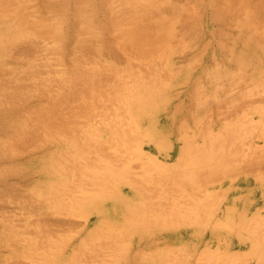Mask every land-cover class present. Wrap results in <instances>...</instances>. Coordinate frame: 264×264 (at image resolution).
<instances>
[{
  "label": "rangeland",
  "instance_id": "obj_1",
  "mask_svg": "<svg viewBox=\"0 0 264 264\" xmlns=\"http://www.w3.org/2000/svg\"><path fill=\"white\" fill-rule=\"evenodd\" d=\"M57 1L60 0H49V3H54L55 5L53 4V7H55L58 4ZM61 1L64 2L65 0ZM76 1L67 0L64 2L65 4L69 2V4L65 5L66 11H68L66 12L64 10L63 14L65 15L66 13L65 17L63 18L64 20H66V22L64 21L62 24L63 27L66 28V37L65 39L63 38L64 41L61 42L63 47L61 46V43L58 42L59 47L61 46V49L59 50V47L56 44L57 42L55 40L54 41L56 43L52 42L54 38H52L49 34V38H44L46 35L37 37V33L33 34V41L34 39H36V43L32 41V38V43H30L28 42L29 40H26L27 38L24 39V37H21V40L18 38L17 41H15V45H17H13L14 48L9 49V47H12V45H7L8 48H6L5 44L7 43H5L6 38L4 37L5 35L11 33V30L9 28H11V25L15 23V20L10 14H7V17H9L8 15H10L11 19L7 18L5 14H0V28H3L4 24L6 26H4L5 29H0L2 30L0 31V40L2 39V36L3 40L5 39L4 42L3 40H1L3 44L0 41V59H2L0 60V66H3V68L0 69V78H8L10 75V79L8 78V81H14L12 83L4 82V86L6 84L8 85L9 83L10 85H8V87L9 89H11V91H9L17 92L21 88L20 86L23 84L20 83V81L26 83L24 85L28 84V86L30 85V87H32L33 85L31 84L33 83L34 85H37L36 87H38V85L41 84L42 81L49 80L47 82V86L48 84L50 85L49 87H46V85L44 84L46 82H44L42 83V86L43 84L45 86H40L38 90L41 88H43V90L44 88H49L51 89L50 93L53 94L54 92L56 94V92L58 93L59 91H62L64 89H62L63 85L65 86L70 82V76L68 83L63 82L65 80L63 76L67 77L68 74L70 75L72 73H75L74 71H71V69L72 67H74L75 63L77 64L78 61L76 62V60H79L77 59V57H79L83 58L79 60H82V62H80L81 64L89 67L91 65L92 69H100L104 65L103 69H101L103 70V74L99 69L97 70L98 73H96L97 71L94 72L97 75L99 74L98 76L93 74L98 82L101 83L98 85L99 88L102 87L103 83H105V86L103 87L106 88L107 91L109 90V92H111V85H114V87H112V90H121V88L123 87L125 90L123 89L120 92L117 91L119 94L115 92L116 96L112 94L113 91L111 92V94L107 92V95H105L104 98H108V101H106L107 99L105 101L103 99L104 104H106L105 106L108 105V103L110 102L109 100H112L108 105L109 107L107 106L106 108L102 104L98 105L99 101H101L99 103H102L103 101L102 99L99 100V97H95L96 95L103 97L104 94H106V90L104 93L103 87L101 88L102 90L95 87V92L93 91L94 93H96L94 94V101L97 100L96 98H98L99 101L97 100V102H95L96 104L94 103L93 105H98L100 107L99 111L97 109L99 107L96 106H87V108H83L84 105L86 106L88 104V101H86L85 98L83 99V106L82 104H78L80 101L79 99H77L78 101L76 100L77 102L75 101V99H70L71 101H73L72 104H78H75L76 106L74 107H77L75 110L79 112L77 116L78 118H76V120L81 121H78V123L77 121L75 122L74 117L73 119L72 117L69 119V108L67 107V105L65 106V108L64 106H62L59 107V109L56 111L50 124L53 123L52 125L54 126V124H59V122H61L65 118V120L67 121H65L66 124L70 121V123L67 124L66 129L72 123V126H69L70 128H68L67 130L61 129V133L56 127H54L53 129L51 128L49 132L45 131L43 127H41L42 129H38L39 127H36V130L35 132H32V135L29 134L24 136L25 134L22 133L24 136L23 138V136L21 137L22 134H20V132V136H18V133H16L18 131H13L12 133L10 131H12L11 129L13 128V126L16 127L17 124L20 126L22 124H25V120L26 122H30L25 118V116H27L28 118L29 113H27V110L29 112V110L33 108L32 104L34 103V100L30 97H28L30 100H27V98L21 100L22 95L20 96V98L17 97L13 99V97H15L13 95L11 96L13 101L16 99V101H18L19 99L21 100L20 104L19 102H17L19 106L16 105V101H11L12 104L15 103V105L13 104L15 107H13L12 104H10L9 100L11 98L7 95V93L10 94V92L7 91V93H4V91L8 87L5 86V89L4 86L1 87L0 91L2 92L3 89V92H0V94H3V96L6 95V98L4 96L3 101L9 98L8 102L12 108L9 106L11 110L5 109L9 108L6 107L9 104L5 105L8 102L4 103L1 99L3 98V96L1 97L0 95L1 103L3 102L2 105L4 104L0 107H3L5 109L4 110L2 108L0 112V114H2L0 115V131L2 130V132H0V141L3 145L7 146V137L9 138V140L10 138H12L11 140H13L14 138L11 145L16 147V151L15 148L13 149V147L8 146V148H6L10 149L8 151L6 149V151L9 153L3 154V152L5 153V150L1 148L4 146L0 143V155L2 154V156H0V264H264V171L261 172V169L264 170V44L260 43V41L262 42L264 38H258L257 36L259 35L255 34V31L247 32V36H240V31L237 30V28L234 27V29L233 27H231L232 25L226 26L222 24V22L224 23V19H222V22L213 19V17L217 14H219L218 16H220L219 19H221V17L225 18V14L223 16V13L221 11H217L218 9L221 10V8H218V5L216 6L217 8L214 7L213 4L215 2H213L211 6L209 0H201L200 3H196L198 0H191L193 1V3L190 1L187 3V6H192V8H190L189 10L191 11V9H194V11H191L188 20L186 19V22H194V26L191 25L194 28L188 26L191 30H186V37L182 41H177V39H174L173 46H170V53L169 51H163V53L162 51H160L157 52V54H162H158L156 56L155 51L154 53H152L153 58L150 55L148 56V54L145 57L142 56V49L140 48V46L139 49L137 47L138 45L134 46H136L135 49H139V53H136L138 52V49L133 50V46L129 47L131 48V51L127 50V53L134 52V54H138V56L142 57V59L139 57L141 61L143 60V58H145V60L141 62L139 59L135 60L138 56H134L133 54V56L130 57V55L125 53V49L121 50L120 47H115L116 44L114 46V42H117V44L119 43L116 40H120L119 37H122V29L124 30L132 20L131 18L133 17L131 14L134 15V13L140 11V5L142 4L141 2L143 0H139L140 2H138V0H132L134 2H137H133V4H130V6L132 5L131 7H134L133 5L135 4L136 5L134 8L129 10L130 12H132L133 10L134 13L132 12L130 14L131 20L128 19L129 22L126 21V23L124 22L125 20H127L125 16L128 14L124 16V13L122 15V17L124 16L123 18L125 20L121 17L120 14L121 11L122 13L126 12L124 11L126 10V8L128 13V8L130 6L128 5L129 7H124L125 4H129L128 1L130 0H127V2L126 0H124L126 2L125 4L122 3L124 7L120 5L122 0H106L109 2V5L112 4L111 7L114 6V10L111 8L112 12L114 11L115 13V10H117L116 13L120 12V16H118V13L117 17L115 14L112 15L114 16L113 19L118 21V27H116L121 30V32H119L121 35L118 33V31L115 30L114 25V27L112 26L113 28L111 26H109L110 28H108V26L104 24L103 21L105 20V9L103 8L102 4H100L99 6L100 1L93 0V3L95 2L96 5L91 3L94 6H92L91 12V15L93 16L90 17H93L92 20L94 23H102V27L104 28H102V31L99 29L98 31L97 27H92L93 24L87 23V25H90V29L83 28L84 30L82 32L84 35L81 34L80 30L79 33L80 37L85 40L88 34L96 33L97 35L100 31L102 33L104 32L102 34L103 37H101L102 39L99 37V40L96 37L101 33L97 36L95 35V39L94 36L91 37V35H89V37H91L92 39H90L92 43L95 42L97 46H101L102 44L104 48L101 46L102 50L99 51L98 49H94L95 47L93 46V49L95 51L93 50V52L91 53L92 50L90 49L92 48L90 47V45H88L90 43L86 41V45L87 47H89V49L84 46L83 49L87 48V51H84L82 49L83 51L80 50V52L79 46L76 45L78 44V42L75 43V41L73 40V42L70 44V41L75 38V36H73L74 29L71 27V24H74V8L79 4H76ZM132 1H130V3ZM232 1L234 2V0ZM237 1L238 0H235V2ZM242 1L247 3L246 7L248 8V11H250L251 13H255L257 16L259 15L258 17L260 19V14L264 11V0H249V3L247 2L248 0ZM14 2L12 7H16V5L18 4L20 6L22 4L21 7L23 8V5H25L24 7L27 8L26 11L29 10V12L24 11L25 9L23 8L22 13H24V15L26 14L27 16H32L33 19L34 17L36 19L41 18V16L39 17V15H42V18L45 15L46 18L51 16L50 14L52 12L48 14L50 10L47 11L49 8L48 6L45 5V9L42 8V6H44V3L48 2V0H45L41 5L40 3L42 2V0H25V3L24 1L21 3V1L18 2V0H16V2L18 3ZM81 3V5H85L84 3L86 2L82 1ZM255 3L256 5L258 4V7L255 5ZM137 4L139 5V8ZM119 5L122 8H120ZM234 5L237 6V4L235 3ZM90 7L91 5L83 6L86 12L88 9H90ZM232 7L234 6L232 5ZM94 8L97 9V11ZM118 8H120L119 11ZM238 9L243 10V14L245 13V8ZM40 11L43 14L40 13ZM45 11L47 12L48 16ZM222 11L225 10L222 9ZM234 11H232V14L236 13L235 9ZM213 13L217 14L213 15ZM238 13L240 14L242 12L239 11ZM263 14L264 12L262 13V15ZM4 15L5 17H3ZM29 16L28 19L30 18ZM5 18H7L8 20ZM261 19L260 24L261 27L264 28V23H261V21L264 22V17H262ZM119 21L121 22V24ZM122 22H124L125 24ZM83 23L84 26L86 22L84 21ZM123 24L126 25L125 28L123 27ZM185 24L188 25L189 23ZM260 24L258 26H260ZM15 25L16 24H14L13 26ZM119 25L120 27H122L120 28ZM64 28L63 30H65ZM91 28L92 32H88V30H91ZM225 28H227L226 31H228L226 32L227 36L225 32L222 31ZM113 30L119 34V37L118 34H116ZM221 31L223 36L221 35ZM111 32L115 33L114 36L118 39L113 37V34ZM85 33H87V35ZM250 34L253 38L249 36ZM104 35L108 38L107 42L105 40L107 38ZM187 35H192L191 38L193 39H190V37H188ZM110 36L112 39L109 41ZM262 36H264V34ZM10 37H14V35ZM113 38L115 39V41H113V43H109L114 40ZM227 38L230 40H227ZM239 38L244 39L240 40ZM94 40H96L97 43ZM25 41L28 43H26ZM171 42H173V40ZM186 43L188 44L187 46H185ZM72 44L74 45V47ZM178 45L180 46L179 48ZM48 46L52 47L54 51L51 52ZM56 46L58 47L56 48L57 51H55L54 49ZM72 48L76 49L75 52H72L74 50ZM176 48L177 51H174V49ZM180 48L183 50H181ZM8 49L10 50L8 56H5V53L2 51L7 52ZM77 50L79 52H77L76 55L75 53ZM96 50H98V54L94 53L96 52ZM124 50L125 52H123ZM88 51H90V54L88 53ZM110 51H112V53ZM164 52L166 53V55L164 54ZM110 53L114 54V56ZM120 53H122L123 55H119ZM125 54L128 59L126 58V56L124 57ZM222 54L224 57L222 56ZM147 56L151 58L148 59ZM146 60H149L151 64H148L147 61L144 67L143 65L145 64ZM155 60L157 62H160L161 60L163 61V63H157V66V64L154 63ZM125 61H127L128 63ZM152 61H154V68L157 66L155 69L158 71H156L154 68L152 69ZM30 62L32 63V65H30ZM110 62H113V65L115 64V67L117 68L119 66V72L117 71V68H113V70L116 71L111 70L110 72L112 73L109 72V70L113 67L112 64L109 65ZM123 62L124 64H127L129 66H124ZM134 62L135 64L136 62H138V64L142 63L138 65L141 68L139 67V69L138 66L134 64ZM129 63H132L131 65L133 67H131ZM33 64H35L34 67L36 66L34 70ZM116 64L118 65L116 66ZM9 65H11V68L9 67ZM26 65L28 67L32 66L30 70H33L34 72L29 71V68ZM92 65L94 66V68ZM106 65L109 66V68ZM6 66L7 68L9 67L10 70H8L7 68L5 69L4 67ZM12 66L17 67L16 69H13ZM123 66L125 67L124 69ZM126 66L129 67V69L126 68ZM148 66L151 67L150 71L152 69L153 71L155 70L154 73H157L154 74L152 73V71V74L144 73L148 76L145 77L143 75V71L148 72ZM26 67L28 68L30 74L28 73V71L24 72V70H27ZM121 67L123 70L120 69ZM133 69H135L134 72ZM9 71H11L12 73H10L14 74V76H17L11 79V76L13 75L8 74ZM104 71L105 73L106 71L110 73L109 75L111 78L108 76V73L105 74ZM3 72L5 73V75L3 74ZM159 72L161 75L159 74ZM17 73H21V76L22 74L23 76H26V73L27 75H29L27 77L24 76V78H22L23 76L21 78L19 77L20 79L18 82L17 77L20 75ZM115 73H117L118 77ZM101 74L103 78H100ZM111 74L113 77L111 76ZM158 74L160 78L157 79ZM6 75H8V77H6ZM106 76H108L107 78H110V80H108ZM119 76L121 77V81L122 79L123 81L125 80L124 82L122 81V83L124 84H121V81H118ZM59 77L63 78L62 82L61 78ZM235 77L237 79H235ZM53 78H57L58 80H60V83L62 84H60L59 87L61 86V88L57 87V85H53L54 81L57 80ZM136 78L138 80H136ZM152 78H154V80ZM4 79L3 81H7V79ZM106 80H108L109 82L111 81L110 83L112 84H108L109 82ZM126 80L128 83L126 82ZM3 81H1L2 84ZM14 84L18 87H16ZM51 85L52 88H50ZM107 86L110 88H108ZM117 86L122 87L118 88ZM35 88L33 86V90ZM49 89L47 90L49 91ZM252 89L255 90L252 91ZM21 90L22 89H20L19 92ZM33 90L31 89V91ZM43 90L41 92H43ZM239 90L242 91L243 95L239 92ZM98 91H101L103 94H101V92L97 94ZM15 92L14 94H16ZM253 92L255 93L254 95ZM62 93H64V91H62ZM117 94L120 96L117 97ZM121 95L123 96L121 97ZM201 95L203 96L201 97ZM244 95L246 98L242 97ZM119 97L121 99L124 98L122 99L123 101L118 100L120 99ZM114 100L120 101L122 105L120 102L115 103ZM237 100L239 101L237 102ZM22 101H24L25 103H23ZM29 103L32 106H30L31 108L27 107ZM112 103L115 104L113 105ZM120 107L121 109H118ZM122 107L123 109L125 107L126 108L123 110ZM109 108L113 111L109 110ZM187 108L188 111H186ZM16 110H22L24 114L26 112V115L23 116V113L21 111L20 112L22 113V116L20 112H17L19 116L14 115L13 112H15ZM62 110H65V112H63ZM177 110L179 111L176 112ZM84 111L91 113H87V115H85L86 112ZM117 111L118 113H116ZM11 113L13 114V116H11ZM80 113L83 114L79 115ZM92 113H94V116L92 115ZM125 113L129 114L131 117L129 116L128 118H126L127 114L124 115ZM89 115L91 117H89ZM20 116L21 118H25V120L23 118L22 120ZM57 117L60 118L58 119ZM134 117H137L136 120L134 119ZM81 118L84 120V122ZM53 120L54 122H52ZM123 120L125 122H123ZM74 122L77 124H82L83 122L82 126H84L82 127L80 125L79 127L78 125L77 127L76 124L75 127L73 126ZM254 122H256L255 124H258L254 125ZM129 123L130 125L132 124V126L134 125L131 131H129L130 129H128ZM10 124L12 128L9 127L10 129H6V126H10ZM18 125V128L14 127L13 129L19 130L20 126ZM130 125L129 127L131 128ZM254 126L258 127L253 128ZM118 128H120V130H122L123 132L124 130H126L127 134L126 132L121 133L120 130L118 131ZM30 129L31 131L33 130L32 128ZM86 129L88 130L85 131ZM69 130L71 131L69 132ZM72 130L74 132H72ZM239 130H241L242 132L240 133V135H245L244 137L239 136ZM65 131H67V134ZM253 131H256L255 134L253 133ZM6 132L10 133L8 134ZM233 132H235V134L237 133L238 135L234 137L235 134ZM40 133H42V135ZM86 133H88L89 136ZM136 133L137 135H142L137 136ZM231 133L233 136L231 135ZM247 133L249 134V136L247 135ZM12 134L14 135V137L12 136ZM56 134L58 135L56 136ZM34 135H36V137ZM44 135L46 136L44 137ZM48 136H50V138ZM250 136H252L253 138ZM5 137L7 140L5 139ZM17 137H19V139ZM37 138V141L41 140L39 142V146L41 145L40 147L38 146V142H35ZM33 139L35 140V144L33 142ZM243 139L244 141H250H248V145L247 143H245L246 141L243 142ZM5 140L7 141V143H5ZM45 140L46 142L44 143L43 141ZM235 141H237V143ZM41 142L43 143V146ZM228 142L229 144L227 146ZM10 143L11 141H9V144ZM255 145L257 147H255ZM122 146H124L123 149H121ZM125 146L128 147L125 148ZM253 148L255 149L254 154ZM55 149L58 150L56 151ZM70 149L72 151H70ZM78 149L80 151H78ZM231 149L233 150L232 152ZM10 150L14 154H12ZM13 151L18 152L15 153ZM69 151L71 152V154L69 153ZM106 152L109 154H107ZM89 154L91 155L90 157L88 156ZM102 155L104 156V159ZM224 155L229 156L228 159ZM121 158H123V160ZM83 159L85 163L81 161ZM117 161H119L120 163ZM255 161L257 162V164ZM254 163L257 165V167H255L256 165H254ZM90 164L91 167H89ZM244 164L246 165V167L244 166ZM93 166L95 167L92 168ZM47 168L50 170H48ZM141 168L143 169L142 171ZM228 168H231L232 170L229 169L228 172ZM248 168H250V170ZM156 170H158L159 174ZM89 171L93 173H89ZM141 173H144V175ZM160 173L164 181L161 178ZM212 174L214 176H212ZM153 176L155 177L154 180ZM136 177L141 183L138 182ZM165 181H168V187ZM135 182H138L136 186L140 184L139 189L137 188L138 186L136 187L132 184H135ZM160 182L162 183V185ZM144 183H146L145 186H143ZM152 183L154 184L151 186ZM95 185L97 186V188ZM54 186H59L61 187V189L59 187H55V189ZM141 186H143L144 188L146 187L148 190L149 188H151V190L148 191L143 187V190H141ZM165 187L167 188V191ZM94 188L95 190H93ZM99 188L101 189V191H99ZM170 190L174 191L171 192ZM142 191H144L145 194H143ZM222 192L224 194H222ZM150 193H152L153 195L155 193V195H150ZM219 193H221L222 195ZM38 194L41 195L39 196ZM163 194H165L166 197L163 196ZM150 196L153 197L150 198ZM22 207L26 209L24 210L22 209ZM210 209H212L213 211ZM22 218H26L27 221L24 219L22 220ZM38 221L43 222L39 223ZM37 222L39 225L37 224ZM46 222L48 224H45ZM21 224L24 227L20 226ZM49 224H53L56 226L58 225V227L51 225V228L53 226V232L50 231L52 234L49 232V230H51V228L49 229L50 226H47ZM107 224H109L110 227L109 225L107 226ZM5 227L8 228L6 229ZM40 228H48V232L46 231L48 234L46 235L45 230H41ZM57 228L59 230H56ZM38 229H40L42 233ZM54 231H56V233H54ZM33 233H35L36 235ZM53 233L55 235H53ZM42 236H44L45 238H43ZM53 236L55 237L53 238ZM40 238L43 241L40 240ZM41 242H45V244ZM39 243L43 244L44 246ZM100 243H102L103 245H101ZM91 246L93 247L91 248L92 250L89 249V247ZM95 246H97V251L95 249ZM100 246L102 248L99 249ZM114 247L116 249H114ZM39 249H42L41 253ZM16 251L21 252L17 254ZM77 252L79 253L76 259L75 255H77ZM27 253L29 254L27 255ZM39 255L42 257H40ZM48 255L51 258L48 257ZM47 258L49 261L47 260Z\"/></svg>",
  "mask_w": 264,
  "mask_h": 264
},
{
  "label": "bare ground",
  "instance_id": "obj_2",
  "mask_svg": "<svg viewBox=\"0 0 264 264\" xmlns=\"http://www.w3.org/2000/svg\"><path fill=\"white\" fill-rule=\"evenodd\" d=\"M16 2V0H0V14H5L6 15V17H7V14H10L13 18H14V20H15V23L14 24H16L15 26H13L14 24H12L11 25V28H9L10 30H11V33L10 34H8V35H5V37L4 38H6V42L5 43H7V44H5L6 45V48H8V46L7 45H12V47L10 46L9 47V49L10 48H14V46H16L15 45V41H17V39L19 38H23L24 37V39H26V40H29L28 42H30V43H32L31 42V38H32V41H33V34H38V35H36L37 37H41L42 35H46L44 38H49L50 36L52 37V38H54L53 40H52V38H51V40H52V42H55L56 44H57V46L59 47V43H61L62 41H64L63 40V38L65 39V37H66V28H64L63 27V22L65 21L66 22V20H64L63 18L65 17V15H66V13H65V15H63L64 14V10L66 11V4H69V2L68 3H64L65 1H67V0H63L64 2H62L61 0L60 1H57L58 2V4L55 6V7H53L54 5L51 3H49V0H48V2H45L44 3V6H42V8L43 9H45L44 7H45V5L46 6H48L49 8H48V10L47 11H49L48 12V14L50 13V12H52L49 16L50 17H48V18H46L44 15V19L42 18V15H39V17L41 16V18H38V19H36L35 17H34V19H33V17L32 16H29L31 19H33V20H31L30 18L28 19V16L26 17L25 15H24V13H22L23 12V8L25 9L24 11H26V9L27 8H25L24 6L25 5H23V8L21 7V5L19 6V4L18 5H16V7H12L13 6V2ZM21 1V3L24 1V3H25V0H20ZM19 0H18V2H20ZM45 1V0H44ZM43 0H42V2L40 3V5L44 2ZM47 1V0H46ZM51 1V0H50ZM72 1H74V0H72ZM76 1V0H75ZM86 2V3H84L85 5H81L82 3L81 2ZM98 1H100L99 2V6H100V4H102L103 5V8L105 9L104 10V17H105V20L103 21L104 22V24L106 25V26H108V28H110L109 26H113L114 28H115V30L116 31H118V33L119 32H121V30H119V28H117L118 26H117V23H118V21H116V20H114L113 19V15L112 14H115L116 15V17H117V13H118V16H120L121 15V17H122V15L124 14V16L126 15V14H128V15H126L125 16V18H127V20H125L123 17V19L125 20L124 22L126 23V21H128V19L129 20H131L130 22H129V27H128V25H127V27L125 28V26L126 25H124L125 23L124 22H122V23H124L123 25V27L125 28L124 30L122 29V32H123V34H122V37L120 36L119 37V34L118 33H116L114 30V32L116 33V34H118V37L120 38V40H116V41H118L119 43V45L117 44V42H114V46H115V44H116V46L115 47H120V49L121 50H123V49H125L126 50V52H125V50L123 51V52H125V53H127V50L128 51H131V48H129V47H131V46H133V50H136V49H138L139 48V46H140V48L142 49V56H146L147 54H148V56L150 55L152 58H153V54L152 53H154L155 51V53H156V56L158 55V54H162L163 53V51H169V53L171 52V47L173 46V43H174V39H177V41H182L186 36V30L187 29H190L188 26H190V27H192L191 25H193V23H190L191 21H189V22H186V19L188 20V17L190 16V13H191V11L193 10L194 11V9H191V11L189 10L190 8H192V6H187V3L188 2H190L191 0H143L141 3V5H140V11H137L136 13H134L133 12V10H132V12L134 13V15L133 14H131L132 12H130L129 10L130 9H132V8H134L135 7V5H133L134 7H131L130 6V4H133V2L134 1H132V0H130V1H132L131 3H130V1H128L129 2V4H125L126 2H127V0H126V2L124 1V0H122L121 1V4L120 5H122V7H124V5L122 4V3H124L125 4V7L124 8H126V7H129L128 8V13H127V8H126V10H124V9H122V10H124V11H126V12H123L122 13V11H121V14L119 15V13L120 12H117L116 13V11L117 10H115V13H114V11L112 12V10H111V8L114 10V6L113 7H111V5L112 4H110L109 5V0L108 1H106V0H98ZM193 1H195V0H193ZM193 1H191L192 3H193ZM200 1L201 0H198L196 3H200ZM14 2V3H15ZM18 2H16V3H18ZM108 2V3H107ZM137 1H135L134 3H136ZM138 2H140L139 0H138ZM213 2H215L216 3V5H215V3L213 4ZM248 3H249V0L247 1ZM79 3V4H78ZM91 3H93V0H77L76 1V4H78L75 8H74V10H75V12H74V10H73V12H74V14H75V18H74V24H71V27L74 29V31L75 30H77V28H78V30L77 31H75V33H74V31H73V36H75V38L74 39H72V41H70V44L73 42V40L75 41V43H77L78 42V44H76V45H78L79 46V51L80 50H82L83 49V47L84 46H86L87 47V42L88 43H90V44H88V45H90V47L92 48V49H90V50H92L91 51V53L93 52V50L94 49H98L99 51L100 50H102L101 49V46H102V44H101V46H97L96 44H95V42L94 41H96V40H94L93 42L94 43H92L91 41H90V39H91V37L92 36H94V39H95V35H96V33H91V34H88L87 35V33H85L86 35H87V37L85 38V40H83V38L82 37H80V33H79V30H80V32H81V34H83V28H86V29H90V25H87V23L88 24H93V26L92 27H97V30L99 29V30H103L102 28H104V27H102V23L100 24V22H99V24L98 23H94L93 22V20H92V18L93 17H90V16H93V15H91V12H92V6H94L93 4H95V2L93 3V4H91ZM209 3H210V5L212 6V4L214 5V7H216L217 5H218V8H221V10H217V11H221L222 13H223V16H224V14H225V18L223 17H221V19H219V17L220 16H218L219 14H217V13H215V14H217V15H215L214 13H213V15H215L214 17H213V19L214 20H219V21H223L222 19H224V23L222 22V24L223 25H229V26H231V27H235V28H237V30H239L240 31V36H247L246 35V33L247 32H250V31H255V34H257V35H259V36H257L258 38L260 37V39H263L264 38V36H262L263 34H264V28H262L261 27V24H260V19L262 18V17H264V14L262 15V13L264 12L263 10V12L260 14V19H259V15L257 16L255 13H251L250 11H248V8L246 7V5H247V3L246 2H244V1H242V0H238L237 2H235V0H234V2L232 1V0H209ZM234 3L235 4H237V6L236 5H234ZM252 3H254V2H252ZM91 5V7H90V9H88L87 10V12L84 10V8H83V6H88V5ZM221 4V5H220ZM250 4H251V1H250ZM75 5V4H74ZM96 5V4H95ZM119 5V7L120 8H122L121 6ZM129 5V6H128ZM232 5L234 6V7H232ZM241 6V7H239V6ZM255 5H256V3H255ZM258 5V4H257ZM256 5V6H257ZM137 6H138V8H139V5L137 4ZM220 6V7H219ZM255 6V7H256ZM65 7V8H64ZM102 7V6H101ZM194 7V6H193ZM252 7H254V6H252ZM258 7V6H257ZM41 8V9H42ZM53 10H52V9ZM117 8V7H116ZM120 8H118V11H119V9ZM217 8V7H216ZM231 8H233V9H231ZM237 8V9H236ZM238 8H242V9H246L245 10V13L243 14V10H240V9H238ZM68 9V8H67ZM95 9V8H94ZM99 9V8H98ZM102 9V8H101ZM215 9V8H214ZM222 9H224L225 11H222ZM234 9L236 10V13H233L232 14V11H234ZM253 9V8H252ZM256 9V8H255ZM96 11H97V9H95ZM94 10V11H95ZM237 10H238V12L239 11H241L242 13H238L237 12ZM28 12H29V10H27ZM26 11V12H27ZM68 11V10H67ZM66 11V12H67ZM95 11V12H96ZM190 11V12H189ZM216 11V12H217ZM46 12V11H45ZM44 12V13H45ZM225 12V13H224ZM235 12V11H234ZM40 13H42L41 11H40ZM29 14V13H28ZM43 14V13H42ZM46 14H47V12H46ZM48 14H47V16H48ZM74 14H73V16H74ZM132 15V17L133 18H131L130 19V16ZM195 14H196V12H195ZM230 14V15H229ZM232 14V15H231ZM1 15V16H2ZM5 15L3 16V17H5ZM10 15H8L9 17H7V18H9V19H11V16ZM25 17H24V16ZM212 15V16H213ZM229 15V16H228ZM262 15V16H261ZM129 18H128V17ZM191 16H192V14H191ZM241 16V17H240ZM67 17V16H66ZM103 17V18H104ZM115 17V18H116ZM7 18H5V19H7ZM120 18V17H119ZM118 18V19H119ZM218 18V19H217ZM4 19V20H5ZM50 19V20H49ZM52 19V20H51ZM53 19H55V20H53ZM72 19V18H71ZM121 19V18H120ZM119 19V20H120ZM212 19V18H211ZM8 20V19H7ZM13 20V21H14ZM98 20H100V19H98ZM261 20H263V19H261ZM51 21V22H50ZM53 21V22H52ZM86 22V24L83 26V22ZM102 22V21H101ZM120 22V21H119ZM127 22V23H128ZM225 22H226V24H225ZM185 23H189L188 25L187 24H185ZM261 23H264L263 21H261ZM69 24V25H70ZM80 24H82V25H80ZM120 24H121V22H120ZM195 24V23H194ZM260 24V26H258ZM9 25H10V23H9ZM79 25H80V27L82 28H80L79 27ZM86 25H87V27H86ZM4 26H5V24L3 25V28H0V29H5L4 28ZM12 26H13V28H12ZM117 26V27H116ZM194 26V25H193ZM225 26V27H226ZM228 26V27H229ZM6 27V26H5ZM112 27V28H113ZM119 27H120V25H119ZM122 27V26H121ZM120 27V28H121ZM63 28L65 29V30H63ZM101 28V29H100ZM192 28H194V27H192ZM230 28V27H229ZM234 28V29H235ZM259 28V29H258ZM261 28V29H260ZM70 29V28H69ZM226 29L227 28H225V29H223L222 31H224L225 32V34H226V36H227V33L226 32H228V31H226ZM230 29H232V28H230ZM258 29V30H257ZM2 30H0V31H2ZM98 30V31H99ZM105 30V29H104ZM191 30V29H190ZM233 30V29H232ZM247 30V31H246ZM260 30V31H259ZM92 32V28H91V30H88V32ZM95 31V30H94ZM97 31V32H98ZM98 32L99 34H97V35H99V36H97L96 38L98 39L99 37L101 38V37H103L102 36V34L104 33H102V32ZM189 31V30H188ZM187 31V32H188ZM222 31H221V35H222ZM257 31V32H256ZM261 31H263V32H261ZM96 32V31H95ZM192 32V31H191ZM223 32V33H224ZM260 34H259V33ZM42 33V34H41ZM106 33V32H105ZM112 34H110V35H112L113 37H115L114 35H115V33H113V32H111ZM185 33V34H184ZM262 33V34H261ZM48 34L50 35V36H48ZM93 34V35H92ZM107 34V33H106ZM190 34V33H189ZM229 34V33H228ZM254 34V33H253ZM12 35H14V37H10V36H12ZM84 35V34H83ZM89 35H91V37H89ZM108 35V34H107ZM121 35V34H120ZM105 36V35H104ZM109 36V35H108ZM184 36V37H183ZM188 37H190V39H193V38H191L192 37V35L191 36H189V35H187ZM223 36V35H222ZM230 36V35H229ZM249 36H251V34L249 35ZM261 36H262V38H261ZM72 37V36H71ZM89 37V38H88ZM106 37V36H105ZM2 39L1 40H3V36L1 37ZM99 38V39H100ZM107 38V37H106ZM116 39H118L117 37H115ZM251 38H253L252 36H251ZM255 38V37H254ZM43 39V38H42ZM89 41H88V40ZM98 39V40H99ZM102 39V38H101ZM112 38H111V36H110V38H109V41L111 40ZM114 39V38H113ZM226 39V38H225ZM238 39V38H237ZM240 39V38H239ZM244 39V38H243ZM242 38L240 39V40H243ZM0 40V41H1ZM4 40H3V42H4ZM21 40V39H20ZM55 40V41H54ZM92 40V39H91ZM106 40V42H107V40H108V38L107 39H105ZM104 40V41H105ZM173 40V42H171ZM227 40H230V39H228L227 38ZM256 40H257V38H256ZM24 41V40H23ZM36 41V39H34V41L33 42H35ZM67 41H68V39H67ZM87 41V42H86ZM108 41V42H109ZM113 41H115V39L114 40H112V42H109V43H113ZM259 41V40H258ZM263 41H264V39H263ZM261 42L260 41V43L262 44H264V42ZM2 42V41H1ZM3 42H2V44H3ZM26 42V41H25ZM28 42H26V43H28ZM59 42V43H58ZM83 42H85V43H83ZM184 42V41H183ZM253 42V41H252ZM254 42H255V40H254ZM257 42V41H256ZM36 43V42H35ZM96 43H97V41H96ZM108 43V44H109ZM188 43V42H187ZM185 44V46H187L188 44ZM190 43V42H189ZM34 44V43H33ZM85 44V45H84ZM91 44H94V45H91ZM14 45V46H13ZM32 45V44H31ZM73 45V44H72ZM134 45H138L137 47L138 48H136L135 49V47L136 46H134ZM176 45V44H175ZM175 45H174V48H175ZM179 45H180V43H179ZM178 45V48L180 47ZM181 45H182V43H181ZM1 46V45H0ZM50 46H52V45H50ZM50 46H48L49 48H50V51L51 52H53L54 50L52 49V47H50ZM55 47L54 49H55V51H57V49L56 48H58V47ZM61 46H62V43H61ZM61 46L58 48V50L59 49H61ZM95 48H94V47ZM97 46V47H96ZM110 46V45H109ZM171 46V47H170ZM185 46H183V47H185ZM224 46V45H223ZM229 46H231V45H229ZM259 46H260V44H259ZM63 47V46H62ZM73 47H74V45H73ZM103 47V46H102ZM250 47V46H249ZM263 47V46H262ZM88 49H89V47H87ZM87 48L86 49H83L84 51L86 50L87 51ZM94 48V49H93ZM104 48V47H103ZM127 48H129V49H127ZM139 48V49H140ZM187 48V47H186ZM7 50V52L6 51H2V52H4L5 53V56H8V53H9V51L10 50ZM72 49H74L72 52H75V48H72ZM139 49L137 50L138 52H136V53H139ZM181 49V48H180ZM234 49V48H233ZM233 49H232V51H233ZM250 49V48H249ZM3 50V49H2ZM82 50V51H83ZM98 50H96V52H94V53H97V51ZM133 50H132V52H133ZM181 50H183V49H181ZM78 50L76 51V55H77V52H79ZM95 51V50H94ZM160 51H162V53H158L157 54V52H160ZM174 51H177V48L176 49H174ZM231 51V52H232ZM264 51V50H263ZM81 52V51H80ZM111 53H112V51H110ZM140 52H141V50H140ZM144 52H145V54H144ZM83 53V52H82ZM88 53L90 54V51H88ZM99 53V52H98ZM97 53V54H98ZM110 53V54H111ZM131 53V52H130ZM127 53L128 55H130V57H132L133 56V54H134V52L133 53ZM225 53H228V52H225ZM253 53V52H252ZM79 54V53H78ZM84 54V53H83ZM144 54V55H143ZM164 54L166 55V53L164 52ZM111 55H113L114 56V54H111ZM119 55H123L122 53H120ZM138 56V54H134V56ZM115 56H116V54H115ZM126 56V54L124 55V57ZM147 56V57H148ZM160 56V55H159ZM222 56H223V54H222ZM81 57H82V55H81ZM129 57V56H128ZM140 56H138L137 57V59H135V60H140L141 61V59H142V57H140ZM151 57H148V59L149 58H151ZM154 57H155V55H154ZM224 57V56H223ZM256 57H257V55H256ZM126 58H127V56H126ZM134 58V57H133ZM132 58V59H133ZM136 58V57H135ZM212 58V57H211ZM77 59H83V58H79V57H77ZM114 59V58H113ZM128 59V58H127ZM216 59V58H215ZM0 60H2V59H0ZM79 60H76V62L78 61L79 63L80 62H82V60L81 61H79ZM145 60V58H143V60L142 61H144ZM118 61V60H117ZM128 61V60H127ZM127 61H125V62H127ZM141 61V62H142ZM147 61H148V64L150 63L151 64V62H149V60H146V62H145V64L143 65L144 67H145V65H146V63H147ZM214 61V60H213ZM6 62V61H5ZM77 62V64L75 63L74 64V67H72V69H71V71H74L75 73H72V74H75V75H72V74H68V78L65 76H63V78H65V80L63 81L62 79V77H59V78H61V82L63 81V82H66V83H68V81H69V79H70V77H71V80H70V82L68 83V84H66L65 86L63 85V87H62V91H64V93H62V91H59L58 93L56 92V94H58V95H56L54 92H53V94L55 95H53L52 93H50V90L51 89H49V88H44V90H43V88H41L42 90H43V92H41L42 90L41 89H39L38 90V88L40 87V86H42V83H44V82H46V83H44L45 85H46V87H49L50 85L48 84V86H47V82L49 81H40L41 82V84H39L38 85V87H36L37 85H34L33 83L31 84V85H33L34 86V88L36 89V91H35V89L33 90V86L32 87H30V85L28 86V84L27 85H24V84H26V83H24V82H21L20 81V83H23L20 87V89H22L20 92H19V90L17 91V92H15V91H12V92H10L11 91V89H9V87H8V85H10L9 83H12V82H14V81H12V80H9L8 81V78L10 79V75H9V77H8V75H6V77H8V78H5V77H2V79L0 80V89H1V87H3L4 86V82H9L8 83V85L6 84L5 86H7L8 88H6V92L4 91V93H7V91L8 92H10V94L9 93H7V95L11 98V99H9L8 98V96H7V98L10 100V104H12L11 103V101L12 102H14V101H16V100H14L13 101V99H15V98H17V97H19L20 98V96L22 95V98H21V100L22 99H24V98H27V100H30L28 97H30L31 99H33L34 100V103L32 104V106H33V108L32 109H30L29 110V112H28V110H27V113H29V115H28V118H27V116H25V118L26 119H28L30 122H26V120H25V118H23L24 120H25V124H22V123H20V124H22L21 126L20 125H18V126H20V128H19V130H14L13 128L15 127V126H13V128L11 127V124H10V126L8 125V127L6 126V129L8 128V129H10L9 127H11L12 129V131H10L11 133L13 132V131H18V132H16V133H18V136H20V134H25L24 136H26V135H29V134H33L32 132L34 131L35 132V128L36 127H39L38 129H40L41 127H43V129H45V131H47V132H49L50 130H51V128L53 129L54 127H56V128H58V130L60 131L61 129L62 130H65L66 129V127H67V124H69L70 123V121H69V123H65V118H64V120H62L61 122H59V124H54V126L52 125L53 123H51L50 124V122H51V120H52V118H53V116L55 115V113H56V111L59 109V107H62V106H64V108H65V106L67 105V107L69 108V110H70V115H68V114H64V115H68V118L70 119L71 117H72V119H73V117H74V121L76 122L77 121V123H78V121H81V120H76V118H78L77 116H78V113L79 112H77V110H75L76 108H74L76 105H80V104H82V106H83V99L85 98V100L86 101H88V104L85 106H83V108H87V106H93V107H95L93 104L95 103V102H97V100H98V98H96L97 100H95L94 101V98L95 97H99L100 99L99 100H101L102 99V101H103V99H104V101L106 100V101H108V98H104L105 97V95H107V92L108 93H110L111 94V92H112V94H114V96H116L115 94L116 93H118V92H120L121 90H123L124 89V87L123 88H121V90H119L118 88H120V87H122V86H124V85H122V86H117L118 88V90H112V87H114V85L112 86L111 85V92H109V90L107 91V89L106 88H104L103 86H105L104 84L105 83H103V85H102V87H103V92L105 93V90H106V94H104V96L103 97H101V96H98V95H96L95 97H94V94H96V93H94L95 91H94V89H96L95 87H97L98 89H101L102 87H98V85L99 84H101L100 82H98V80L94 77V75L93 74H95V75H97L96 73H98V69L99 68H95V69H92L91 68V65H90V67L89 66H85V65H83V64H79ZM114 62V61H113ZM113 62H110V64L109 65H111L112 64V68L109 70V72L111 71V70H113V68L114 69H116L117 67H115V64L113 65ZM153 62L154 61H152V65L151 66H153ZM163 63V61H161L160 60V62L158 61H156L155 60V64H157V63ZM8 63V62H7ZM28 63V62H27ZM31 63V62H30ZM29 63V64H30ZM128 63V62H127ZM123 64H124V62H123ZM130 64V63H129ZM132 64V63H131ZM130 64V65H131ZM134 64H135V62H134ZM139 64H142V63H139ZM138 64V62H136V64L135 65H139ZM30 65H32V63L30 64ZM34 65L35 64H33V70H34V68L36 67H34ZM118 64H116V66H117ZM120 65V64H119ZM125 65H127V64H124V66ZM134 65V66H135ZM161 65V64H160ZM11 65H9V67H10ZM27 66V65H26ZM82 66V67H81ZM93 66V65H92ZM104 66V65H103ZM103 66H102V68H100L99 70H100V72H102L103 70H101V69H103ZM107 66V65H106ZM106 66H105V69H106ZM123 66V69L125 68ZM127 66H129V65H127ZM126 66V68H128L129 69V67H127ZM157 66H158V64H157ZM156 66V67H157ZM9 67L7 68V66L6 67H4L5 69L7 68L8 70H10L9 69ZM13 67V66H12ZM16 67L17 66H15V67H13V69L15 68L16 69ZM28 67V66H27ZM26 67V69L27 70H24V69H22V70H24V72L25 71H28V68H29V71H33V70H30V68L32 67V66H30V67H28L27 68ZM86 67H89V68H86ZM101 67V66H100ZM108 68H109V66H107ZM131 67H133L132 65H131ZM140 66H138V68H139ZM149 67V66H148ZM155 67V68H156ZM1 68H3V66H0V69ZM11 68V67H10ZM22 68V67H21ZM23 68H25V67H23ZM93 68H94V66H93ZM141 68V67H140ZM139 68V69H140ZM147 68V67H146ZM150 68L151 67H149L148 68V72H145V71H143V75L146 77L147 75H145L144 73H146V74H148V73H151V71H152V73H154V71L156 70L155 68H154V66L152 67V69L154 68L155 70L153 71L152 69H151V71H150ZM120 69H122V67L120 68ZM122 69V70H123ZM143 69V68H142ZM145 69V68H144ZM159 69V68H158ZM22 70H20V71H22ZM36 70V69H35ZM134 70L135 69H133V72H134ZM137 70V69H136ZM147 70V69H146ZM12 71V70H11ZM11 71H9L8 72V74H11L12 72ZM15 71V70H14ZM19 71V72H20ZM29 71H28V73H29ZM97 71V72H96ZM113 71H116V70H113ZM117 71L119 72V66H118V68H117ZM127 71V70H126ZM156 71H158V70H156ZM11 72V73H10ZM17 72V71H16ZM34 72V71H33ZM94 72H96V73H94ZM99 72V73H100ZM120 72H121V70H120ZM7 73V72H6ZM14 73V72H13ZM71 73V72H70ZM104 73H105V71H104ZM106 73H108L107 71H106ZM105 73V74H106ZM110 73H112V72H110ZM110 73H108V76L110 77ZM137 73V72H136ZM151 73V74H152ZM157 72H155L154 74H156ZM3 74L5 75V73L3 72ZM17 74H19V73H17ZM30 74V73H29ZM28 74V75H29ZM33 74V73H32ZM102 74H103V72H102ZM102 74H101V76H100V78L102 77L103 78V76H102ZM114 74V73H113ZM116 74V76L118 77V75H117V73H115ZM154 74H153V76H154ZM159 74H160V72H159ZM159 74H158V76H159ZM169 74V73H168ZM11 75H13V76H11V79L12 78H15L16 76H14V74H11ZM20 76H18L17 78H18V82H19V79L23 76V74H22V76H21V73L19 74ZM27 75V73H26V76L25 77H27L28 76ZM99 75V74H98ZM97 75V76H98ZM125 75V74H124ZM127 75V74H126ZM129 75V74H128ZM142 75V74H141ZM150 75V74H149ZM161 75V74H160ZM24 76L22 77V78H24ZM70 76V77H69ZM108 76H106V78L108 77ZM111 76H112V74H111ZM144 76H142V77H144ZM155 76H157V75H155ZM157 76V79L158 78H160V76L158 77ZM166 76V75H165ZM20 77V78H19ZM113 77V76H112ZM116 77V78H117ZM130 77V76H129ZM138 77V76H137ZM148 77V76H147ZM163 77V76H162ZM231 77V76H230ZM5 78V79H4ZM67 78V79H66ZM111 78V77H110ZM110 78L108 79V80H110ZM120 76H119V79H118V81L120 82L121 80H120ZM125 78V77H124ZM132 78V77H131ZM149 78H150V76H149ZM166 78V77H165ZM231 78H233V77H231ZM3 79L4 80H6L7 79V81H3ZM53 79H57V78H53ZM105 79V78H104ZM133 79V78H132ZM153 80H154V78H152ZM234 79V78H233ZM235 79H237L236 77H235ZM14 80V79H13ZM108 80H106V81H108ZM136 80H138L137 78H136ZM145 80V79H144ZM162 80V79H161ZM166 80V79H165ZM164 80V81H165ZM198 80V79H197ZM1 81H3V84L1 83ZM52 81V80H51ZM59 82V84H58V82ZM103 81V80H102ZM122 81H123V79H122ZM122 81L120 82L121 84H124V83H122ZM125 81V80H124ZM123 81V82H124ZM16 82H17V80H16ZM109 82V81H108ZM111 82V81H110ZM108 83V84H112V83ZM126 82H127V80H126ZM140 82V81H139ZM138 82V83H139ZM146 82V81H145ZM238 82V81H237ZM128 83V82H127ZM137 83V84H138ZM239 83V82H238ZM36 84V83H35ZM43 84V86L42 87H44L45 85ZM60 84H62V83H60V80H55L54 81V86H56L57 85V87H59V85ZM107 84V85H108ZM145 84V83H144ZM157 84V83H156ZM242 84V83H241ZM240 84V85H241ZM11 85H13V84H11ZM15 85V84H14ZM126 85V84H125ZM162 85V84H161ZM5 86H4V89H5ZM16 86V85H15ZM109 86V85H108ZM107 86V87H108ZM129 86V85H128ZM141 86H142V84H141ZM10 87H12V86H10ZM16 87H18V86H16ZM89 87V88H88ZM50 88H52V85H51V87ZM59 88H61V86L59 87ZM108 88H110V87H108ZM131 88V87H130ZM223 88V87H222ZM8 89V90H7ZM24 89H25V91H24ZM30 89V90H29ZM31 89L33 90V91H31ZM47 89H49V91L47 90ZM128 89V88H127ZM224 89V88H223ZM10 90V91H9ZM13 90V89H12ZM58 90H60V89H58ZM102 90V89H101ZM125 90V89H124ZM253 90H255V89H252V91ZM53 91H55V90H53ZM94 91V92H93ZM97 91V90H96ZM118 91V92H117ZM250 91V90H249ZM252 91H251V93H252ZM1 92V91H0ZM2 92H3V89H2ZM1 92V93H2ZM14 92L16 93V94H14ZM99 92H101V91H98V93L97 94H99ZM116 92V93H115ZM194 92V91H193ZM239 92L240 93H242V91L241 90H239ZM238 92V93H239ZM254 92H256V91H254ZM253 92V95L255 94ZM12 93V94H11ZM49 93V94H48ZM60 93H62V94H60ZM130 93V92H129ZM239 93V94H240ZM50 94H52V95H50ZM101 94H103L102 92H101ZM119 94V93H118ZM117 94V97L118 96H120V95H118ZM122 94V93H121ZM124 94V93H123ZM144 94V93H143ZM146 94V93H145ZM154 94V93H153ZM202 94V93H201ZM257 94V93H256ZM263 94V93H262ZM1 95V97L3 96V94H0ZM15 96V97H13V99H12V97L11 96ZM242 95H243V93H242ZM5 96V98H6V95H4ZM4 96H3V98H1L2 99V101H3V99H4ZM123 95H121V97H122ZM193 96V95H192ZM196 96V95H195ZM203 95H201V97H202ZM52 97V98H51ZM107 97V96H106ZM112 97V96H111ZM110 97V98H111ZM197 97V96H196ZM200 97V98H201ZM242 97H245V95L244 96H242ZM18 98V99H19ZM109 98V99H110ZM113 98H116V97H113ZM120 98V97H119ZM246 98V97H245ZM263 98H264V96H263ZM1 99H0V106L2 105V103L4 102H8L9 100L8 99H5V100H7V101H3L2 103H1ZM70 99H75V101L77 100V99H79L80 101H79V103L77 104V103H73L72 104V102L73 101H71ZM118 99V98H117ZM122 99H124V98H122ZM121 98L120 99H118V100H120V101H123ZM190 99V98H189ZM198 99V98H197ZM202 99V98H201ZM242 99V98H241ZM244 99V98H243ZM20 99L18 100V101H16L15 103H16V105H18L17 104V102H19V104H20V101H21ZM84 100V101H85ZM98 100V101H99ZM112 100V99H111ZM111 100H109L110 102L108 103V105L111 103ZM192 100H194V99H192ZM196 100V99H195ZM240 100V99H239ZM239 100H237V102L239 101ZM245 100V99H244ZM26 101V100H25ZM68 101H70V102H68ZM74 101V102H75ZM78 101V100H77ZM76 101V102H77ZM94 101V102H93ZM104 101L102 102V103H99V102H101V101H99L98 102V105L99 104H102V105H106V104H104ZM115 101V100H114ZM113 101V102H114ZM120 101H115V103L116 102H120ZM23 103H25L24 101H22ZM67 102H68V104H67ZM82 102V103H81ZM129 102V101H128ZM179 102H181V101H179ZM15 103H13L14 105H15ZM28 103V102H27ZM30 103H32V102H30ZM30 103H29V105L27 106V107H30L31 105H30ZM71 103V104H70ZM107 103V102H106ZM114 103V104H115ZM121 103V102H120ZM124 103V102H123ZM242 103H243V101H242ZM246 103V102H245ZM9 104V102L7 103V104H5V105H8ZM8 105V106H6V107H11V105ZM12 104V106L13 107H15L14 105ZM69 104H70V106H69ZM96 104V103H95ZM113 104V103H112ZM113 104V105H114ZM241 104V103H240ZM251 104V103H250ZM4 105V104H3ZM2 105V106H3ZM71 105H74V106H71ZM96 106V107H99V106ZM107 105V106H108ZM121 105H122V103H121ZM176 105V104H175ZM174 105V106H175ZM232 105V104H231ZM19 106V105H18ZM31 106V107H32ZM101 106V105H100ZM107 106H105L106 108H107ZM111 106V105H110ZM115 106H117V105H115ZM246 106V105H245ZM251 106V105H250ZM249 106V107H250ZM255 106V105H254ZM9 107V108H10ZM22 107V106H21ZM25 107H26V105H25ZM30 107V108H31ZM66 107V108H67ZM79 107V106H78ZM92 107V108H93ZM104 107V108H105ZM109 107V106H108ZM179 107V106H178ZM237 107V106H236ZM1 109H0V112H1V110H2V108L3 107H0ZM9 108H5V109H8V110H11V108L9 109ZM19 108V107H18ZM67 108V109H68ZM73 108V109H72ZM102 108H103V106H102ZM115 108V107H114ZM113 108V109H114ZM126 108V107H125ZM124 108V109H125ZM129 108V107H128ZM176 108V107H175ZM240 108V107H239ZM4 109V108H3ZM4 109V110H5ZM96 109V108H95ZM98 109V111L100 110V107L99 108H97ZM96 109V110H97ZM118 109H121V107L120 108H118ZM122 109H123V107H122ZM123 109V110H124ZM179 109V108H178ZM181 109V108H180ZM191 109V108H190ZM109 110H112V109H110L109 108ZM176 110V109H175ZM186 110V109H185ZM235 110V109H234ZM22 113H23V116L24 115H26V112H25V114H24V112L22 111V110H20ZM19 110L17 111H15V112H13L14 113V115H18L19 116V112H20ZM63 111V110H62ZM67 111V110H66ZM87 111V110H86ZM86 111H84V112H86ZM105 111H106V109H105ZM104 111V112H105ZM113 111V110H112ZM179 110H177L176 112H178ZM186 111H188V108H187V110ZM190 111V110H189ZM206 111H208V110H206ZM236 111V110H235ZM18 112V113H17ZM20 112V113H21ZM59 112V111H58ZM63 112H65V110L63 111ZM83 112V113H84ZM94 112V111H93ZM109 112V111H108ZM234 112V111H233ZM22 113H21V116H22ZM68 113V112H67ZM83 113H80L79 115H82ZM87 113L88 114H90L89 112H86V114L85 115H87ZM99 113V112H98ZM100 113H102V112H100ZM116 113H118V111L116 112ZM236 113V112H235ZM94 113H92V115H93ZM107 114V113H106ZM105 114V115H106ZM122 114V113H121ZM127 113H125L124 115H126ZM0 115H2V114H0ZM60 115V114H59ZM102 115H104V114H102ZM11 116H13V114L11 113ZM21 116H20V118H21ZM94 116V115H93ZM100 116V115H99ZM123 116V115H122ZM127 117L126 118H128L130 115L129 114H127L126 115ZM184 116V115H183ZM1 117V116H0ZM65 117H67V116H65ZM86 117V116H85ZM89 117H91L90 115H89ZM88 117V118H89ZM131 117V116H130ZM21 118V119H22ZM58 118V117H57ZM60 118V117H59ZM58 118V119H59ZM80 118V117H79ZM87 118V117H86ZM133 118V117H132ZM136 118L137 117H134V119L136 120ZM251 118V117H250ZM22 119V120H23ZM68 119V120H69ZM82 119V118H81ZM101 119V118H100ZM99 119V120H100ZM118 119V118H117ZM1 120V119H0ZM22 120H21V122H22ZM55 120H57V119H55ZM83 120V119H82ZM90 120H91V118H90ZM102 120H103V118H102ZM120 120H122V119H120ZM250 120V119H249ZM18 121H20V120H18ZM59 121V120H58ZM72 121V120H71ZM52 122H54V120L52 121ZM67 122V121H66ZM74 122V123H75ZM83 122H84V120H83ZM83 122H82V124H83ZM89 122V121H88ZM123 122H125L124 120H123ZM14 123H16V122H14ZM24 123V122H23ZM29 123V124H28ZM58 123V122H57ZM73 123V126H75L77 123H75L74 124ZM80 123V122H79ZM91 123V122H90ZM126 123H128V122H126ZM125 123V124H126ZM256 122H254V125H257V124H255ZM82 124L80 123V124H77L76 126L78 127V125H79V127H80V125L82 126ZM86 124V123H85ZM93 124V123H92ZM132 124H133V122H132ZM132 124L130 125V123H129V125L131 126V128L129 127V125H128V129H130L129 131H131V129H133V126H132ZM253 124V123H252ZM16 125V124H15ZM17 125H16V127H17ZM71 126H72V123L70 124ZM69 125V126H70ZM236 125V124H235ZM246 125V124H245ZM68 126V128H70ZM75 126V127H76ZM84 126V125H83ZM82 126V127H83ZM86 126V125H85ZM127 126V125H126ZM5 127V126H4ZM15 127V128H16ZM34 127V128H33ZM81 127V128H82ZM246 127V126H245ZM249 127H250V124H249ZM256 127H258V126H256ZM255 126L253 127V128H256ZM18 128V127H17ZM30 128H32L33 130L31 131V129ZM67 128V129H68ZM124 128V127H123ZM122 128V129H123ZM238 128V127H237ZM241 128V127H240ZM253 128H252V130H253ZM42 129V128H41ZM66 129V130H67ZM72 129V128H71ZM84 129V128H83ZM113 129V128H112ZM246 129V128H245ZM248 129V128H247ZM56 130V129H55ZM75 130V129H74ZM82 130V129H81ZM88 129H86L85 131H87ZM114 130V129H113ZM120 130V128H118V131ZM135 130V129H134ZM237 130V129H236ZM236 130H235V132H236ZM244 130V129H243ZM250 130V129H249ZM248 130V131H249ZM38 131V130H37ZM36 131V132H37ZM40 131V130H39ZM42 131V130H41ZM71 130H69V132H70ZM116 131V130H115ZM117 131V132H118ZM121 131V133H124V132H126V134H127V131L126 130H124V132L122 131V130H120ZM238 131V130H237ZM246 131V130H245ZM257 131V130H256ZM256 131H253V133L255 134V132ZM0 132H2V130L0 131ZM5 132V131H4ZM3 132V133H4ZM10 132H6V133H10ZM19 132H20V134H19ZM61 133H62V131H60ZM66 132V134H67V131H65ZM72 132H74L73 130H72ZM79 132V131H78ZM235 132H233L234 134H235ZM5 133V134H6ZM60 133V134H61ZM119 133V132H118ZM132 133V132H131ZM240 133H242L241 132V130H239V136H242V135H240ZM23 134L21 135V137L23 136ZM39 134V133H38ZM41 135H42V133H40ZM43 134H46V133H43ZM65 134V133H64ZM65 134V135H66ZM87 135H88V133H86ZM130 134V133H129ZM133 134V133H132ZM131 134V135H132ZM227 134V133H226ZM230 134V133H229ZM258 134V133H257ZM58 134H56V136H57ZM71 135V134H70ZM80 135V134H79ZM136 135H137V133H136ZM140 135H142V134H138L137 136H140ZM203 135V134H202ZM231 135H232V133H231ZM236 135H238L237 133L234 135V137L236 136ZM247 135L249 136V134L247 133ZM251 135H252V133H251ZM5 136H7V135H5ZM12 136L14 137V135L12 134ZM11 136V137H12ZM24 136H23V138H24ZM35 137H36V135H34ZM46 135H44V137H45ZM64 136V135H63ZM77 136V135H76ZM83 136V135H82ZM89 136V135H88ZM136 136V137H137ZM233 136V135H232ZM245 136V135H244ZM244 136H242V137H244ZM27 137H29V136H27ZM31 137V136H30ZM34 137V138H35ZM42 137V136H41ZM49 138H50V136H48ZM59 137H60V135H59ZM65 137V136H64ZM87 137V136H86ZM116 137V136H115ZM122 137V136H121ZM133 137V136H132ZM188 137V136H187ZM250 137H252V136H250ZM260 137V136H259ZM0 138H1V136H0ZM2 138H3V136H2ZM18 139H19V137H17ZM23 138H21V139H23ZM47 138V137H46ZM69 138V137H68ZM75 138V137H74ZM204 138V137H203ZM246 138V137H245ZM253 138V137H252ZM5 139H6V137H5ZM8 139V140H7ZM7 141H8V144H7V146H5V145H3L2 143H1V141H0V143L4 146V147H0L1 149H3V150H5V153L3 152V154H7V153H9V152H7L9 149H7L8 148V146H10V147H13V149L15 148V151H16V147H14L13 145H11L13 142V140H14V138H13V140H11L12 138H10V140H9V138L7 137ZM17 139V140H18ZM21 139H20V141H21ZM31 139V138H30ZM41 139V138H40ZM39 139V140H40ZM43 139V138H42ZM91 139V138H90ZM114 139V138H113ZM123 139V138H122ZM233 139H235V138H233ZM237 139H238V137H237ZM247 139V138H246ZM249 139V138H248ZM1 140V139H0ZM4 140V139H3ZM5 140V143H7V141ZM16 140V141H17ZM38 140V138L36 139V141L33 139V142L35 141V142H38V146H39V142L41 141H37ZM44 140V139H43ZM64 140H66V139H64ZM88 140V139H87ZM92 140V139H91ZM119 140V139H118ZM125 140V139H124ZM127 140V139H126ZM136 140V139H135ZM206 140V139H205ZM241 140V139H240ZM9 141H11V143L9 144ZM23 141V140H22ZM90 141V140H89ZM228 141V140H227ZM226 141V142H227ZM246 141V142H245ZM244 141V139H243V142H245V143H247V145H248V141L247 140H245ZM2 142H4V141H2ZM35 142H34V144H35ZM44 143L46 142V140L45 141H43ZM91 142V141H90ZM94 142V141H93ZM121 142V141H120ZM123 142H125V141H123ZM129 142V141H128ZM236 143H237V141H235ZM250 142V141H249ZM42 143V142H41ZM84 143V142H83ZM87 143V142H86ZM85 143V144H86ZM89 143V142H88ZM92 143V142H91ZM98 143V142H97ZM122 143V142H121ZM239 143V142H238ZM118 144V143H117ZM123 144V143H122ZM216 144V143H215ZM228 144H229V142L227 143V146H228ZM18 145H20V144H18ZM87 145V144H86ZM104 145V144H103ZM119 145V144H118ZM257 145V144H256ZM255 145V147H257ZM41 146V145H40ZM39 146V147H40ZM42 146H43V143H42ZM78 146V145H77ZM84 146V145H83ZM89 146H90V144H89ZM207 146V145H206ZM226 146V145H225ZM239 146V145H238ZM244 146V145H243ZM7 147V148H6ZM18 147V146H17ZM20 147V146H19ZM67 147V146H66ZM82 147V146H81ZM86 147V146H85ZM96 147V146H95ZM123 147L124 146H122L121 147V149H123ZM126 147H128V146H125V148ZM131 147V146H130ZM129 147V148H130ZM208 147V146H207ZM5 148V149H4ZM38 148V147H37ZM101 148V147H100ZM1 149H0V151H1ZM6 149H7V151H6ZM13 149H11V150H13ZM75 149V148H74ZM226 149V148H225ZM233 149V148H232ZM231 149V152L233 151ZM254 149V148H253ZM252 149V150H253ZM11 150H10V152H11ZM23 150V149H22ZM56 150V149H55ZM58 150V149H57ZM56 150V151H57ZM83 150V149H82ZM250 150V149H249ZM261 150V149H260ZM260 150H258V151H260ZM15 151H13V152H15ZM70 151H72L71 149H70ZM69 151V153L71 154V152ZM78 151H80L79 149H78ZM77 151V152H78ZM96 151V150H95ZM94 151V152H95ZM120 151V150H119ZM18 152V151H17ZM17 152H15V153H17ZM65 152H66V150H65ZM68 152V151H67ZM97 152V151H96ZM95 152V153H96ZM101 152V151H100ZM220 152V151H219ZM249 152V151H248ZM2 153V152H1ZM12 153V152H11ZM81 153V152H80ZM93 153V152H92ZM94 153V154H95ZM99 153V152H98ZM107 153V152H106ZM123 153V152H122ZM226 153V152H225ZM255 153V149H254V152H253V154ZM12 154H14V153H12ZM20 154V153H19ZM64 154V153H63ZM91 154V153H90ZM88 155L89 157L91 156V155ZM104 154V153H103ZM107 154H109V153H107ZM219 154V153H218ZM76 155V154H75ZM106 155V154H105ZM112 155V154H111ZM120 155V154H119ZM226 155H228V154H226ZM226 155H224V156H226ZM252 155V154H251ZM0 156H2V154L0 155ZM5 156V155H4ZM93 156V155H92ZM103 156V155H102ZM101 156V157H102ZM107 156V155H106ZM110 156V155H109ZM122 156V155H121ZM254 156V155H253ZM62 157V156H61ZM67 157V156H66ZM227 157V159H228V157L229 156H226ZM247 157V156H246ZM256 157V156H255ZM83 158V157H82ZM114 158V157H113ZM117 158V157H116ZM215 158V157H214ZM264 158V157H263ZM78 159V158H77ZM88 159V158H87ZM103 159H104V156H103ZM106 159V158H105ZM115 159V158H114ZM119 159H120V157H119ZM122 160H123V158H121ZM126 159V158H125ZM93 160V159H92ZM112 160V159H111ZM224 160V159H223ZM226 160V159H225ZM57 161V160H56ZM81 161H83L84 162V159L83 160H81ZM107 161V160H106ZM116 161V160H115ZM120 161V160H119ZM119 161H117V162H119ZM125 161V160H124ZM123 161V162H124ZM127 161V160H126ZM229 161V160H228ZM253 161V160H252ZM258 161V160H257ZM259 161H261V160H259ZM59 162V161H58ZM94 162V161H93ZM239 162V161H238ZM256 162V161H255ZM85 163V162H84ZM89 163V162H88ZM106 163H108V162H106ZM115 163V162H114ZM120 163V162H119ZM127 163V162H126ZM231 163V162H230ZM82 164V163H81ZM110 164V163H109ZM116 164V163H115ZM114 164V165H115ZM157 164V163H156ZM155 164V165H156ZM246 164V163H245ZM244 164V166L246 167V165ZM256 164H257V162H256ZM255 163H254V165H256ZM264 164V163H263ZM262 164V165H263ZM65 165H66V163H65ZM70 165V164H69ZM77 165V164H76ZM78 165H80V164H78ZM107 165V164H106ZM117 165V164H116ZM120 165V164H119ZM119 165H118V167H119ZM121 165H122V163H121ZM261 165V164H260ZM61 166V165H60ZM108 166V165H107ZM110 166H112V165H110ZM145 166H147V165H145ZM162 166V165H161ZM232 166V165H231ZM239 166H241V165H239ZM28 167V166H27ZM74 167V166H73ZM73 167H72V169H73ZM88 167V166H87ZM89 167H91V164H90V166ZM95 166H93L92 168H94ZM131 167V166H130ZM150 167V166H149ZM148 167V168H149ZM237 167V166H236ZM235 167V168H236ZM255 167H257V165L255 166ZM261 167V166H260ZM60 168V167H59ZM63 168V167H62ZM81 168H83V167H81ZM99 168V167H98ZM115 168H117V167H115ZM234 168V169H235ZM48 169V168H47ZM57 169V168H56ZM65 169H66V167H65ZM97 169V168H96ZM130 169V168H129ZM158 169V168H157ZM229 169H231V168H228V172H229ZM246 169V168H245ZM249 170H250V168H248ZM261 169V168H260ZM259 169V170H260ZM48 170H50V169H48ZM80 170V169H79ZM78 170V171H79ZM82 170V169H81ZM95 170V169H94ZM143 169L141 168V171H142ZM150 170V169H149ZM232 170V169H231ZM230 170V171H231ZM257 170V169H256ZM63 171V170H62ZM67 171V170H66ZM97 171V170H96ZM114 171V170H113ZM130 171V170H129ZM157 171V173H158V170H156ZM262 171H264V170H262L261 169V172ZM76 172V171H75ZM80 172V171H79ZM88 172V171H87ZM137 172V171H136ZM135 172V173H136ZM140 172V171H139ZM233 172V171H232ZM254 172V171H253ZM256 172V171H255ZM65 173V172H64ZM89 173H93V172H90L89 171ZM131 173V172H130ZM141 174H143L144 175V173H141ZM147 174V173H146ZM159 174V173H158ZM0 175H1V173H0ZM86 175H87V173H86ZM130 175V174H129ZM142 175V176H143ZM160 175H161V173H160ZM226 175V174H225ZM156 176V175H155ZM159 176V175H158ZM212 176H214L213 174H212ZM144 177V176H143ZM147 177V176H146ZM145 177V178H146ZM100 178V177H99ZM154 176H153V180H154ZM157 178V177H156ZM161 178H162V175H161ZM83 179H84V177H83ZM87 179V178H86ZM102 179V178H101ZM100 179V180H101ZM105 179V178H104ZM136 179H137V177H136ZM142 179V178H141ZM150 179V178H149ZM163 179V178H162ZM81 180V179H80ZM88 180V179H87ZM112 180V179H111ZM138 180V179H137ZM137 180H134V181H137ZM153 180H152V182H153ZM156 180V179H155ZM158 180H159V178H158ZM158 180H157V182H158ZM161 180V179H160ZM167 180V179H166ZM171 180V179H170ZM89 181V180H88ZM96 181V180H95ZM106 181V180H105ZM134 181H131V182H134ZM141 181V180H140ZM163 181H164V179H163ZM92 182V181H91ZM101 182V181H100ZM138 182H139V180H138ZM137 182V183H138ZM155 182V181H154ZM166 182V181H165ZM169 182H171V181H169ZM87 183V182H86ZM103 183V182H102ZM105 183H107V182H105ZM136 182H135V184L134 183H132L134 186H136V184H137ZM139 183H141V182H139ZM151 183V182H150ZM161 183V182H160ZM159 183V184H160ZM167 183V187H168V181L166 182ZM165 183V184H166ZM145 184L146 183H144V185L143 186H145ZM154 183H152L151 184V186L153 185ZM77 185V184H76ZM100 185V184H99ZM140 185V184H139ZM139 185H137L136 187L139 189ZM148 185V184H147ZM150 185V184H149ZM161 185H162V183H161ZM96 186V185H95ZM94 186V187H95ZM110 186V185H109ZM143 186H141V190H143L142 189V187ZM52 187V186H51ZM55 187H59V186H54V188ZM60 189H61V187H59ZM96 188H97V186H96ZM109 188V187H108ZM144 188V187H143ZM146 188V187H145ZM144 188V189H145ZM148 188H149V186H148ZM166 188V187H165ZM56 189V188H55ZM88 189V188H87ZM100 189V188H99ZM147 189V188H146ZM159 189V188H158ZM169 189H171V188H169ZM89 190H91V189H89ZM93 190H95V188L93 189ZM148 190V189H147ZM149 190H151V188H149ZM148 190V191H149ZM99 191H101V189L99 190ZM160 191H161V189H160ZM160 191H159V193H160ZM166 191H167V188H166ZM169 191V190H168ZM171 191V190H170ZM174 191V190H173ZM173 191H171V192H173ZM214 191V190H213ZM105 192V191H104ZM143 192V194H145L144 193V191H142ZM170 192V193H171ZM1 193V192H0ZM37 193H39V192H37ZM57 193V192H56ZM60 193V192H59ZM100 193V192H99ZM167 193V192H166ZM3 194V193H2ZM43 194V193H42ZM219 194H221V193H219ZM222 194H224L223 192H222ZM221 194V195H222ZM1 195V194H0ZM39 195V194H38ZM41 195V194H40ZM39 195V196H40ZM84 195V194H83ZM90 195V194H89ZM147 195V194H146ZM145 195V196H146ZM150 195H153L152 193H150ZM154 195H155V193H154ZM153 195V196H154ZM162 195V194H161ZM168 195V194H167ZM45 196V195H44ZM58 196V195H57ZM56 196V197H57ZM79 196V195H78ZM148 196H149V194H148ZM147 196V197H148ZM152 196V197H153ZM163 196H165V194H163ZM217 196V195H216ZM46 197V196H45ZM53 197V196H52ZM92 197V196H91ZM94 197H96V196H94ZM143 197H144V195H143ZM151 196H150V198H152ZM166 197V196H165ZM13 198V197H12ZM54 198V197H53ZM58 198V197H57ZM56 198V199H57ZM84 198V197H83ZM217 198V197H216ZM4 199V198H3ZM41 199V198H40ZM50 199H52V198H50ZM157 199V198H156ZM8 200V199H7ZM154 200V199H153ZM203 200H204V198H203ZM203 200H201V201H203ZM206 200V199H205ZM216 200V199H215ZM2 201V200H1ZM156 201V200H155ZM159 201V200H158ZM177 201H179V200H177ZM11 202H12V200H11ZM14 202V201H13ZM40 202H41V200H40ZM68 202H70V201H68ZM215 202V201H214ZM152 203V202H151ZM158 203V202H157ZM157 203H155V204H157ZM164 203V202H163ZM203 203V202H202ZM211 203H212V201H211ZM154 204V203H153ZM159 204V203H158ZM165 204V203H164ZM174 205H176V204H174ZM156 206H158V205H156ZM160 206V205H159ZM78 207V206H77ZM161 207V206H160ZM165 207V206H164ZM56 208V207H55ZM158 208V207H157ZM14 209H16V208H14ZM18 209H20V208H18ZM17 209V210H18ZM22 209H24L23 207H22ZM26 209V208H25ZM24 209V210H25ZM6 210V209H5ZM44 210H46V209H44ZM44 210H42V211H44ZM48 210V209H47ZM210 210H212V209H210ZM23 211V210H22ZM213 211V210H212ZM79 212V211H78ZM215 212V211H214ZM24 213V212H23ZM147 213V212H146ZM151 213H152V211H151ZM154 213V212H153ZM76 214H77V212H76ZM79 215V214H78ZM83 215V214H82ZM85 215V214H84ZM152 215V214H151ZM146 217V216H145ZM27 218V217H26ZM26 218L24 219V218H22V220L24 219V220H26ZM210 218V217H209ZM256 218V217H255ZM7 219V218H6ZM28 219V218H27ZM84 219H85V217H84ZM163 219V218H162ZM172 219V218H171ZM1 220V219H0ZM30 220V219H29ZM149 220H150V218H149ZM21 221V220H20ZM27 221V220H26ZM28 222H30V221H28ZM39 223L41 222V221H38ZM38 222H37V224H38ZM43 222V221H42ZM41 222V223H42ZM49 222V221H48ZM259 222H260V219H259ZM6 223H7V221H6ZM27 223V222H26ZM32 223V222H31ZM51 223V222H50ZM53 223V222H52ZM252 223V222H251ZM0 224H1V222H0ZM4 224V223H3ZM24 224V223H23ZM33 224V223H32ZM44 224V223H43ZM45 224H48L47 222L45 223ZM54 224H56V223H54ZM57 224H58V222H57ZM30 225V224H29ZM39 225V224H38ZM37 225V226H38ZM40 225H42V224H40ZM51 225H53V224H51ZM51 225L49 224V225H47V226H50L49 227V229L51 228ZM109 224H107V226H108ZM20 226H23L22 224L20 225ZM53 226H56V225H53ZM53 226H52V228H53ZM59 226H60V224H59ZM24 227V226H23ZM39 227V226H38ZM44 227V226H43ZM56 227H58V225L56 226ZM85 227V226H84ZM109 227H110V225H109ZM249 227V226H248ZM6 228V227H5ZM8 228V227H7ZM6 228V229H7ZM33 228V227H32ZM36 228V227H35ZM42 228V227H41ZM40 228V229H41ZM46 228V227H45ZM45 228H43V229H41V230H45V232L48 230V228L47 229H45ZM52 228H51V230H49V232L51 231V232H53V230H52ZM77 228V227H76ZM19 229V228H18ZM25 229V228H24ZM40 229H38V230H40ZM111 229V228H110ZM22 230H23V228H22ZM36 230V229H35ZM41 230H40V232H41ZM54 230H55V228H54ZM56 230H59L58 228L56 229ZM66 231H67V229H66ZM102 231H104V230H102ZM106 231V230H105ZM38 232V231H37ZM48 232V231H47ZM46 232V235L48 234ZM50 232V233H51ZM97 232V231H96ZM31 233H32V231H31ZM42 233V232H41ZM54 233H56V231H54ZM53 233V235H55ZM111 233V232H110ZM33 234H35V233H33ZM43 234H45V233H43ZM52 234V233H51ZM76 234V233H75ZM36 235V234H35ZM115 235H117V234H115ZM41 236V235H40ZM58 236V235H57ZM254 236V235H253ZM256 236V235H255ZM35 237V236H34ZM43 238H45L44 236H42ZM50 237V236H49ZM55 236H53V238H54ZM110 237V236H109ZM51 238V237H50ZM47 239V238H46ZM102 239V238H101ZM109 239V238H108ZM29 240H30V238H29ZM28 240V241H29ZM40 240H42L41 238H40ZM53 240V239H52ZM51 240V241H52ZM33 241V240H32ZM43 241V240H42ZM45 241V240H44ZM86 241V240H85ZM50 242V241H49ZM99 242H102V241H99ZM34 243H36V242H34ZM41 243H44L45 244V242H41ZM41 243H39V244H41ZM55 243V242H54ZM82 243V242H81ZM86 243V242H85ZM103 243H104V240H103ZM113 243H115V242H113ZM49 244V243H48ZM87 244V243H86ZM92 244V243H91ZM101 245H103L102 243H100ZM99 244V245H100ZM10 245V244H9ZM36 245H38V244H36ZM41 245H43V244H41ZM40 245V246H41ZM50 245V244H49ZM52 245H53V243H52ZM109 245V244H108ZM108 245H106V246H108ZM44 246V245H43ZM42 246V247H43ZM48 246V245H47ZM46 246V247H47ZM51 246V245H50ZM49 246V247H50ZM110 246V245H109ZM37 247V246H36ZM39 247V246H38ZM41 247V248H42ZM52 247V246H51ZM53 247H55V246H53ZM59 247V246H58ZM96 248V251L98 250L97 249V246H95ZM105 247V246H104ZM45 248V247H44ZM77 248V247H76ZM91 248H93L92 246L91 247H89V249H91ZM100 248H102L101 246L99 247V249ZM22 249V248H21ZM20 249V250H21ZM24 249V248H23ZM50 249V248H49ZM63 249V248H62ZM78 249V248H77ZM95 249H94V251H95ZM114 249H116L115 247H114ZM40 250V249H39ZM42 250V249H41ZM41 250H40V253H41ZM45 250V249H44ZM44 250H43V252H44ZM47 250H48V248H47ZM81 250H82V248H81ZM81 250H79V251H81ZM92 250V249H91ZM25 251V250H24ZM38 251V250H37ZM36 251V252H37ZM17 252V251H16ZM21 252V251H20ZM20 252H17V254L18 253H20ZM23 252V251H22ZM35 252V253H36ZM26 253V252H25ZM78 253L79 252H77V255H75V257H76V259H77V256H78ZM82 253V252H81ZM23 254H24V252H23ZM29 253H27V255H28ZM44 254V253H43ZM42 254V255H43ZM48 254V253H47ZM76 254V253H75ZM21 255H22V253H21ZM25 255V254H24ZM26 256V255H25ZM30 256H31V254H30ZM40 256V255H39ZM45 256H46V254H45ZM33 257V256H32ZM40 257H42V256H40ZM48 257H50L49 255H48ZM51 258V257H50ZM79 258V257H78ZM81 258V257H80ZM47 260H48V258H47ZM49 261V260H48ZM35 263V262H34ZM37 263V262H36ZM4 264V263H3Z\"/></svg>",
  "mask_w": 264,
  "mask_h": 264
}]
</instances>
